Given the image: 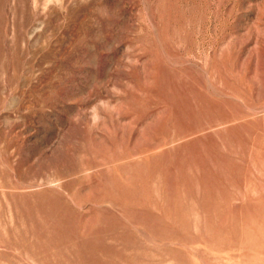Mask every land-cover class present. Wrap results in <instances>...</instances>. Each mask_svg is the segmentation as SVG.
Returning a JSON list of instances; mask_svg holds the SVG:
<instances>
[{"label":"rangeland","instance_id":"374dc122","mask_svg":"<svg viewBox=\"0 0 264 264\" xmlns=\"http://www.w3.org/2000/svg\"><path fill=\"white\" fill-rule=\"evenodd\" d=\"M0 264H264V0H0Z\"/></svg>","mask_w":264,"mask_h":264}]
</instances>
